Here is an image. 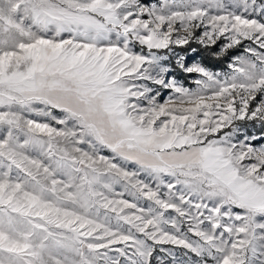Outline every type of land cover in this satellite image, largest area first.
I'll return each instance as SVG.
<instances>
[{
	"label": "snow or ice",
	"instance_id": "obj_1",
	"mask_svg": "<svg viewBox=\"0 0 264 264\" xmlns=\"http://www.w3.org/2000/svg\"><path fill=\"white\" fill-rule=\"evenodd\" d=\"M165 244L264 264V0H0V264Z\"/></svg>",
	"mask_w": 264,
	"mask_h": 264
},
{
	"label": "rangeland",
	"instance_id": "obj_2",
	"mask_svg": "<svg viewBox=\"0 0 264 264\" xmlns=\"http://www.w3.org/2000/svg\"><path fill=\"white\" fill-rule=\"evenodd\" d=\"M249 42L245 41L244 44L247 45ZM179 50V49H178ZM243 49L242 48H239V49H236L230 56V58L226 61L225 65L222 66V67H210V66H207L209 67L210 69H212L213 71H228L229 69L227 68V64L230 62V59L233 55H236V54H239V52H242ZM199 58L197 56H194V55H190L188 57V63H192L194 60H198ZM180 71H176V76L179 80H181L182 82L185 83V86L187 87H191V88H194L195 87V84H194V79L197 78V75L198 74H192V75H188V74H184ZM170 93L166 90L164 93H163V98L166 99L167 96L169 95ZM248 131L250 133H254L256 135H259V126H257V128L253 129L251 127H249ZM104 154H108L107 151L104 152ZM119 190V189H117ZM125 198H129V197H125ZM161 248H165V249H171L175 252L176 256H177V259L178 260H182V259H185V257H183V249H180L176 246H173V245H170V244H165V245H157V248H156V252H154L153 254V264H159V261L156 259V257H160L161 260L164 261V264H174L173 260H172V257L169 256L166 252H161L160 249Z\"/></svg>",
	"mask_w": 264,
	"mask_h": 264
},
{
	"label": "trees",
	"instance_id": "obj_3",
	"mask_svg": "<svg viewBox=\"0 0 264 264\" xmlns=\"http://www.w3.org/2000/svg\"><path fill=\"white\" fill-rule=\"evenodd\" d=\"M196 45L193 44V47H195ZM235 50H231L228 57L227 58H221L220 60H216V59H212V58H207L204 56H197L199 58V60H202V62L210 67H222L225 65L226 61L230 58L231 54L234 52ZM182 74V73H181Z\"/></svg>",
	"mask_w": 264,
	"mask_h": 264
}]
</instances>
